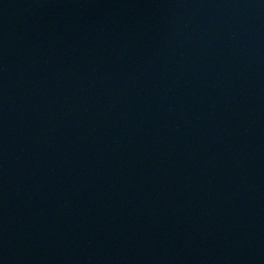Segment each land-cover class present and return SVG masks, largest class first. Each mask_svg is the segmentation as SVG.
Segmentation results:
<instances>
[{
	"label": "water",
	"instance_id": "obj_1",
	"mask_svg": "<svg viewBox=\"0 0 264 264\" xmlns=\"http://www.w3.org/2000/svg\"><path fill=\"white\" fill-rule=\"evenodd\" d=\"M0 264H264V0H0Z\"/></svg>",
	"mask_w": 264,
	"mask_h": 264
}]
</instances>
